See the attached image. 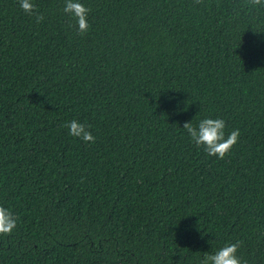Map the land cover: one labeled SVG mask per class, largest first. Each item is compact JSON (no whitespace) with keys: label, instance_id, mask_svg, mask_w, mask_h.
Masks as SVG:
<instances>
[{"label":"trees","instance_id":"trees-1","mask_svg":"<svg viewBox=\"0 0 264 264\" xmlns=\"http://www.w3.org/2000/svg\"><path fill=\"white\" fill-rule=\"evenodd\" d=\"M0 0V264H264V0ZM239 129L219 159L185 122ZM90 125L95 143L63 125Z\"/></svg>","mask_w":264,"mask_h":264},{"label":"clouds","instance_id":"clouds-1","mask_svg":"<svg viewBox=\"0 0 264 264\" xmlns=\"http://www.w3.org/2000/svg\"><path fill=\"white\" fill-rule=\"evenodd\" d=\"M195 3L201 4L203 0H194ZM252 6L262 4V0H249ZM19 6L28 15L35 16L36 22L40 23L44 20V16L38 12L32 0H19ZM63 11L70 14L77 21L78 34L83 35L89 30L88 14L90 9L79 0H65ZM63 127L69 130V134L81 139L85 143H95V137L90 131V125L80 123L77 120L66 122ZM226 123L220 118L202 119L198 126H194L191 122H185L183 129L194 142L197 147H203L209 156H216L219 159L224 157L231 151L233 146L238 143L240 137L239 129L231 131L225 135ZM17 217L13 212L0 205V235H10L17 227ZM242 241L226 243L212 254L206 253L200 264H248L247 260H243L237 255Z\"/></svg>","mask_w":264,"mask_h":264}]
</instances>
